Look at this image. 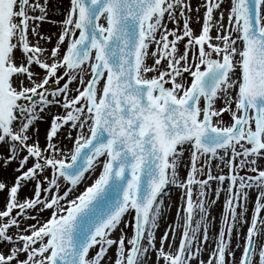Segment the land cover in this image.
I'll return each instance as SVG.
<instances>
[{
  "label": "snow or ice",
  "instance_id": "1",
  "mask_svg": "<svg viewBox=\"0 0 264 264\" xmlns=\"http://www.w3.org/2000/svg\"><path fill=\"white\" fill-rule=\"evenodd\" d=\"M50 10L0 0V264H264V0Z\"/></svg>",
  "mask_w": 264,
  "mask_h": 264
},
{
  "label": "bare ground",
  "instance_id": "2",
  "mask_svg": "<svg viewBox=\"0 0 264 264\" xmlns=\"http://www.w3.org/2000/svg\"><path fill=\"white\" fill-rule=\"evenodd\" d=\"M61 1H63V0H50V5L53 8V10L49 11V18L51 20H55V21L62 20V18H61L62 17V12H61V15H60V13L57 14V15L54 14L55 6L57 5V3L61 2ZM199 2H201V0H192V3H193L194 7ZM59 9H60V7L57 9V12H58ZM202 9L203 8H201V10ZM201 18H202V11H201ZM56 27L59 29V27L56 24L43 23V24L40 25V31L42 33H45V34H54V31H52V29H54ZM194 27H197V26L194 25ZM58 32H59V30H58ZM213 35H215L214 32H213ZM54 40H55V36H53V42H54ZM51 46H52L51 44L47 45V47H49V48ZM149 62H151V61H149ZM60 111L61 110L59 108H51V109H49L44 114L43 120L41 122H39L38 127L40 128V131H41V138H40L41 139V143H43V134H44L45 130L48 128V126H49V124L51 122L52 116L55 115V114L60 113ZM224 119L227 121L229 119V117L225 116ZM66 143H67V141H66ZM14 168H15L14 164L10 165L7 168L6 171L3 168H0V180H11V179H14V176L18 174V173H15L13 171ZM225 171H226V169H225ZM181 174L183 175V170H182ZM87 183H91V180H88ZM82 187L83 186H81V190H82ZM213 187H215V184H213ZM168 191L170 192V203H171L172 207H171V209L169 211V214L167 216V222L171 223L174 220L177 203L179 202L180 190L173 187V188L168 189ZM31 195H32V185L24 187L20 191L21 199L25 198V196H31ZM250 195L252 197V202L249 204V214L251 212V208L254 206L256 193L253 192V193H250ZM167 199L168 198H166V200ZM194 199H195V196H194ZM3 200H4V194L0 193V209H2L4 207ZM223 200H224V194L222 193L221 196H220V200L218 201V203L216 204V206L212 210L213 214L217 216V222L215 224V227L213 228L212 233H210V235L215 234V232L218 231V227H219L218 219H219V214H220V211H221V206H222ZM48 215H49V213H47V212L44 213L45 217L48 216ZM27 223L31 224V223H33V221L29 220V221H27ZM164 228H165V221H161L160 229L157 232V238H159L160 234L164 231ZM113 235L114 236H118V232H115ZM179 235H180V233L177 232L176 242L174 243L173 247H175L178 244ZM233 244L235 245V240H233ZM108 255L109 256L112 255V250L111 249L109 250ZM235 255H236L237 258H239L240 255H241V252L239 250H237ZM207 257H208V252L205 251L204 254H203V259L207 260ZM193 264H196V262L193 261Z\"/></svg>",
  "mask_w": 264,
  "mask_h": 264
},
{
  "label": "rangeland",
  "instance_id": "3",
  "mask_svg": "<svg viewBox=\"0 0 264 264\" xmlns=\"http://www.w3.org/2000/svg\"><path fill=\"white\" fill-rule=\"evenodd\" d=\"M59 7H60V9H59L58 12H57V9H58ZM67 7H68V0H63V1L59 2V3H57V5H56L55 8H54V14L57 15V14L60 13V15H61V12H62V17H61V16H60V17L63 19V11H64V9H66ZM201 11H202V13H203V9H202ZM169 27H172V25L169 24ZM58 30H59V29H58L57 27L54 28V29H52V31H54V34L57 33ZM72 87L75 88L76 85L73 84ZM127 233H128L129 236L131 235V228L127 229ZM118 235H119V233H118ZM160 264H163V262L161 261Z\"/></svg>",
  "mask_w": 264,
  "mask_h": 264
}]
</instances>
